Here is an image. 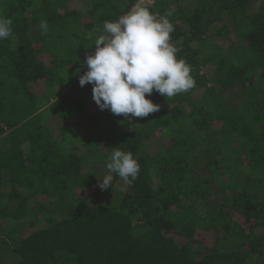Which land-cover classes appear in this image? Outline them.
I'll use <instances>...</instances> for the list:
<instances>
[{"label": "trees", "instance_id": "1", "mask_svg": "<svg viewBox=\"0 0 264 264\" xmlns=\"http://www.w3.org/2000/svg\"><path fill=\"white\" fill-rule=\"evenodd\" d=\"M138 2L0 0V264H264V0L146 1L195 86L129 119L79 76ZM115 147L140 172L101 190Z\"/></svg>", "mask_w": 264, "mask_h": 264}, {"label": "clouds", "instance_id": "2", "mask_svg": "<svg viewBox=\"0 0 264 264\" xmlns=\"http://www.w3.org/2000/svg\"><path fill=\"white\" fill-rule=\"evenodd\" d=\"M171 15L169 11L157 16L151 12L149 2L139 0L117 20L103 23L94 53L83 61L87 71L79 76L81 87L92 84V98L100 110L129 119L148 117L160 106L146 94L151 96L155 91L168 99L195 86L191 66L177 58L180 49L170 43L174 31ZM12 25L11 18L0 14V41L12 36ZM39 27L46 35L47 21H41ZM105 163L109 174L99 178L101 190L112 188L113 173L131 184L140 172L132 153L119 147L112 148Z\"/></svg>", "mask_w": 264, "mask_h": 264}, {"label": "rangeland", "instance_id": "3", "mask_svg": "<svg viewBox=\"0 0 264 264\" xmlns=\"http://www.w3.org/2000/svg\"><path fill=\"white\" fill-rule=\"evenodd\" d=\"M146 1H149V2H153V0H146ZM93 33V35H97L98 34V32H92ZM5 251H6V249L4 248V249H1V252H0V254H4L5 253ZM4 256V255H3Z\"/></svg>", "mask_w": 264, "mask_h": 264}]
</instances>
